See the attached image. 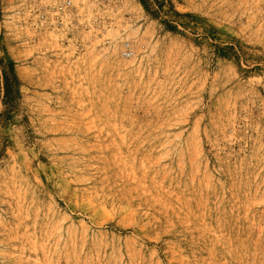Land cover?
<instances>
[{
    "label": "rangeland",
    "instance_id": "obj_1",
    "mask_svg": "<svg viewBox=\"0 0 264 264\" xmlns=\"http://www.w3.org/2000/svg\"><path fill=\"white\" fill-rule=\"evenodd\" d=\"M0 0V264H264V0Z\"/></svg>",
    "mask_w": 264,
    "mask_h": 264
},
{
    "label": "built area",
    "instance_id": "obj_2",
    "mask_svg": "<svg viewBox=\"0 0 264 264\" xmlns=\"http://www.w3.org/2000/svg\"><path fill=\"white\" fill-rule=\"evenodd\" d=\"M65 4H66V5L70 4V0H67V1L65 2Z\"/></svg>",
    "mask_w": 264,
    "mask_h": 264
}]
</instances>
